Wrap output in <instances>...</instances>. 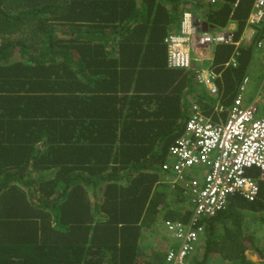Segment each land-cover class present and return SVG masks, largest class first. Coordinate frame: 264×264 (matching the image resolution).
Returning a JSON list of instances; mask_svg holds the SVG:
<instances>
[{"label":"trees","instance_id":"1","mask_svg":"<svg viewBox=\"0 0 264 264\" xmlns=\"http://www.w3.org/2000/svg\"><path fill=\"white\" fill-rule=\"evenodd\" d=\"M232 1L205 20L235 19L238 39L252 0ZM180 7L190 0H0V264H164L158 218L191 215L168 182L170 147L189 134L190 105L210 114L213 104L168 63ZM253 30L252 41L209 49L225 106L264 43V18ZM258 214L264 180L256 198L234 194L198 216L186 264H264L247 259L262 250L242 222Z\"/></svg>","mask_w":264,"mask_h":264},{"label":"built area","instance_id":"2","mask_svg":"<svg viewBox=\"0 0 264 264\" xmlns=\"http://www.w3.org/2000/svg\"><path fill=\"white\" fill-rule=\"evenodd\" d=\"M201 1L204 4H214L218 0ZM236 3L237 0L233 5ZM184 15L181 31L170 34L167 38L168 63L189 70L197 82L209 88V94L216 95L212 80L218 73L212 65L213 57L206 56L203 50L206 49L207 52L211 46L219 43L237 44L239 41L234 39L232 29L199 32L192 24L190 14ZM262 18L264 0H254L248 22L256 23ZM260 44L261 41H258L259 46ZM205 58L210 66H203L202 61ZM197 62L199 63L195 66ZM190 108L192 113L185 126L189 134L178 139L177 145L170 147V153L175 159L173 172L178 175L184 167L204 162L209 163L211 169L204 184L196 179L184 183V193L190 196L194 207L184 234L183 228L178 227V234H183V239L176 251L167 252L168 264H186V257L197 240V231L202 230V226L196 224L198 216L210 215L221 208L226 201V193L237 191L249 200L256 197L258 182L251 176L241 174V167L257 166L264 174V113L257 100L243 108L239 95L225 122H217L207 117L195 102ZM232 177L234 180L226 184Z\"/></svg>","mask_w":264,"mask_h":264},{"label":"clouds","instance_id":"3","mask_svg":"<svg viewBox=\"0 0 264 264\" xmlns=\"http://www.w3.org/2000/svg\"><path fill=\"white\" fill-rule=\"evenodd\" d=\"M199 1V3L198 4H193L192 2H190L191 3V6H192V9L190 10V9H187V8H182V7H180V8H178V11H182L181 12V15H180V23H179V29H176V30H174L173 32H171L170 34H177V33H179L180 31H181V23H182V20H183V18H184V14L185 13H189L190 15H189V17H191V21H192V24L196 27V29L199 31V32H204V31H207V32H212V31H214V30H218V29H232L233 30V33H235L236 31H237V27H234V23H236V21H235V19H230V20H228L227 21V23L224 25V26H220V25H216V24H211V23H209L207 20H205V18H206V7L203 5L204 4V2H202L201 0H198ZM219 1V0H218ZM218 1L216 2V3H214V4H206V5H215V4H217L218 3ZM235 1L236 0H233L232 2H231V5H232V7H235L237 4H238V2H239V0H237V3H236V5H233L234 3H235ZM253 1L254 0H252V3H253ZM252 3H251V5H250V8H249V10H248V12H247V14H246V16H245V22H244V26H243V28H244V31L245 30H247V28H252L253 29V27L255 26V27H257L258 26V24L260 23V21L263 19H261L260 21H258V22H251L250 24H249V15H250V13H251V11H252ZM205 7V8H204ZM201 8L203 9V10H201ZM242 28V29H243ZM169 34V35H170ZM240 36V35H239ZM251 37L252 36H247L245 39H247V40H249V38L251 39ZM239 39V38H238ZM238 39H236V40H238ZM239 41V40H238ZM258 41H261V44H260V46L258 45ZM239 43H240V41H239ZM239 43H237V45L239 44ZM256 43H257V48H256V50H258V49H262L263 50V52H264V43H263V41L261 40V39H258V40H256ZM219 44H227V43H219ZM219 44H217V45H219ZM216 46V45H215ZM204 54H205V52H204ZM205 60H207V58H205V59H203V61H202V64H203V66H204V61ZM199 62H197L196 64H195V66H197V64H198ZM212 65H214V67H215V69L218 67V64H216L215 62H214V57H213V61H212ZM209 66H210V62H209ZM205 67H207V66H205ZM182 68V67H181ZM217 71V70H216ZM217 73H218V71H217ZM189 74H191L190 72H189ZM191 75H193V74H191ZM221 76V73H218V75L217 76ZM216 76V77H217ZM246 75H244L243 76V78L242 79H244V81L240 84V86H239V89H240V91L241 92H243L244 90H245V88H246V82H247V78H244ZM215 77V78H216ZM193 79L195 80V82L196 83H198V84H200L199 82H197L196 81V79H195V76L193 75ZM213 82V81H212ZM214 83V82H213ZM202 84V86H204V88H207L208 89V92H209V88L205 85V84H203V83H201ZM214 86H215V84H213ZM241 97V105H242V107L243 108H247L248 107V105L252 102V101H255V100H257V101H259V99H254V100H252L250 103H248V104H243V96H240ZM235 101V100H234ZM234 104V103H233ZM232 104V105H233ZM232 107V106H231ZM230 107V108H231ZM230 110V109H229ZM228 115H229V112H228ZM228 115H227V117H228ZM227 117L223 120V121H218V120H216L217 122H225V120L227 119ZM198 165H206L207 166V171L205 172V174L203 175V177L202 178H190V177H192L191 175H189L188 173H187V170H189L190 168H192V167H194V166H198ZM184 169V171H182ZM182 170H181V172L180 173H178V175H175V173H174V175L175 176H173V178L169 181L168 180V182L171 184V186H172V184L173 183H177L178 185H180V187H182L183 188V194H184V196L186 197V198H189V205L188 206H190V209H191V213H192V211H193V203L191 202V199H190V196L189 195H187V194H185L184 193V183L186 182V181H189V180H193V179H196V180H198L200 183H202V184H204L207 180H206V177H207V175L208 174H210V169H211V165L209 164V163H196V164H193V165H191V166H186V167H184ZM241 169L243 170V173H241V174H245V175H248V176H251L250 175V171L252 170V169H256L257 171H258V173H259V178H261V179H264V174H262L261 173V171L262 170H260L259 169V167H257V166H252V167H248V166H243V167H241ZM241 174H239V175H241ZM236 175H238V174H236ZM252 177V176H251ZM253 178V177H252ZM176 179V180H175ZM175 180V181H174ZM234 180V177H232V178H230L229 180H227V182H225L226 184H228V183H231L232 181ZM168 183V184H169ZM259 185V184H258ZM227 195H226V201H225V203L227 202V200H228V198L231 196V195H240V196H242L241 194H238V192L237 191H232V192H228V193H226ZM257 195H258V193H257ZM257 195H256V197H257ZM243 197V196H242ZM255 197V198H256ZM243 198H245V197H243ZM245 199H247V198H245ZM249 200V199H248ZM252 200V199H251ZM224 205V204H223ZM191 216V215H190ZM190 218V217H189ZM189 218H188V220H189ZM188 220H186V221H181V220H176V219H166V218H163V217H159L158 218V221H157V226H159V224H160V221H162V225L161 226H164V228L166 229V233L165 232H163L162 230H160L161 232H162V239H160V241H159V243L161 244V247L163 248V250H164V252H165V262H166V255H167V252L169 251V250H173V251H176L177 249H178V247H179V245H180V241L183 239V234H184V232H185V227H186V225H187V222H188ZM170 222V223H168V222ZM178 227H182L183 228V234L182 235H179L178 234ZM201 232V231H200ZM197 240H196V242H195V244H194V247H193V249L196 247V243L198 242V238H199V231H197ZM172 239H174V240H176L177 242H178V244L177 245H175V243L172 241ZM169 241V243H167ZM192 249V250H193ZM191 250V251H192ZM190 251V252H191ZM190 252L188 253V255H187V257H186V260H187V258H188V256H189V254H190ZM247 259H250V260H252V261H255V259H253L252 257H251V255L249 256V258H247ZM167 264H168V262H166ZM234 264H236L235 262H234Z\"/></svg>","mask_w":264,"mask_h":264},{"label":"crops","instance_id":"4","mask_svg":"<svg viewBox=\"0 0 264 264\" xmlns=\"http://www.w3.org/2000/svg\"><path fill=\"white\" fill-rule=\"evenodd\" d=\"M220 1L221 0H219V2ZM190 2H192L193 4H198L199 3L198 0H190ZM203 5L206 8L207 7H215L216 6V4L215 5L203 4ZM201 10H203V9L201 8ZM234 24L238 25L237 21ZM255 34L256 33H255V31L252 28H247V30H245V31H244V28H243L241 33H240V36H238V38H239L238 40L241 42L247 36H254ZM252 40L253 39L249 38V41H252ZM203 51L205 52L206 56L211 55L212 57H214L213 54L210 51L206 52V49H204ZM254 53H255L254 56H253V60L254 61H253L252 65H251L250 72L244 78H247V82H246V84H247L249 82L250 73H251L252 69H254L255 70V82H256L255 85H258L256 90L252 91L251 93H249L247 95H246V90H245V95H244L243 92H241L240 89H239L240 84L244 81V79H242L239 82L238 88L236 90L237 93L235 94V98L233 99V101H232V103L230 105H226V106L223 105V103L221 102L220 95L222 93V89L220 87H218V92H216V95H214V94L211 95V94H209V92H205V95H208V96L210 95L209 97H210L211 101L213 102V104H212V107H211L212 111L210 112V114H206L205 111L200 106L201 111H202V113L204 115H206L207 117L211 118L214 121H216V120L223 121L227 117L229 109L232 106V104L234 103V100L239 95L243 96V104H248L252 100H254L255 98L259 99L260 97H264V52H263L262 49H258V51H255ZM214 62H215V59H214ZM208 65H209V61L205 60L204 61V66H208ZM223 111H226V117L225 118L223 116H221V114H220ZM249 213L254 214L251 211H249L247 214H249Z\"/></svg>","mask_w":264,"mask_h":264},{"label":"rangeland","instance_id":"5","mask_svg":"<svg viewBox=\"0 0 264 264\" xmlns=\"http://www.w3.org/2000/svg\"><path fill=\"white\" fill-rule=\"evenodd\" d=\"M255 70L252 69L251 73H250V77H249V82L247 83L246 85V95L251 93L252 91L256 90L257 86L258 85H255ZM245 90L243 91V94L245 95ZM258 104L260 106V109L262 110V112L264 113V97H260L259 98V101H258ZM207 171V166L206 165H198V166H194L192 168H190L189 170H187V173L189 175H191L192 177H195V178H202L203 175L205 174V172ZM250 175L256 179V181L258 182V184L260 183V181L264 180V179H261L259 178V173L256 169H252L250 171ZM187 206V204H185ZM246 218L245 219H242V222L244 224V227L245 225L247 226V229L254 232V235H251L252 236V239H251V244L250 246L253 248H260L262 250V254L261 255H257L256 253H253L251 254V257L253 259H255V261H259V260H264V221L261 219V217L258 216L254 219H252V217L249 219V216H245ZM162 225V221H160V224L159 226L156 227L157 229V232H156V236H160L158 239H157V242L159 243L160 239H162V232L160 230H162L163 232L166 233V229L164 228V226H161ZM250 236V237H251ZM172 241L175 243V245L178 244V242L174 239H172ZM247 242H250L249 240ZM169 243V241L167 242ZM199 244V243H198ZM196 243V245H198ZM155 245H157V247H161V245H158L155 243ZM161 251H163V248L161 249ZM164 264H167L165 261H163ZM222 264H234V262L232 263H229L228 261H224V263Z\"/></svg>","mask_w":264,"mask_h":264},{"label":"bare ground","instance_id":"6","mask_svg":"<svg viewBox=\"0 0 264 264\" xmlns=\"http://www.w3.org/2000/svg\"><path fill=\"white\" fill-rule=\"evenodd\" d=\"M234 27H236V24H234ZM169 36V35H168ZM246 40V39H245ZM248 41V40H247ZM227 44H233L234 46L237 45V44H234V43H227ZM224 65V63L222 64Z\"/></svg>","mask_w":264,"mask_h":264}]
</instances>
